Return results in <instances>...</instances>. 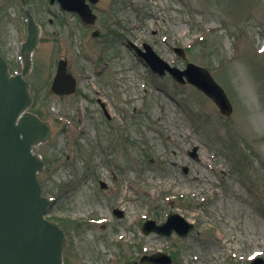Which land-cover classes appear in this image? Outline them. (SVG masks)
Here are the masks:
<instances>
[{
  "label": "rangeland",
  "instance_id": "1",
  "mask_svg": "<svg viewBox=\"0 0 264 264\" xmlns=\"http://www.w3.org/2000/svg\"><path fill=\"white\" fill-rule=\"evenodd\" d=\"M26 4L41 26L27 78L33 110L54 130L36 148L46 163L38 176L41 193L57 200L47 217L67 231V264L113 257L119 261L112 264H129L166 242L180 250L178 264H249L252 255L264 256V0H94L85 19L55 1ZM22 5L0 0V50L12 70L20 68L26 37ZM126 38L151 43L177 66L210 68L234 104L232 115L196 87L151 73ZM173 46L185 48L186 58ZM62 57L78 79L72 95L51 91ZM99 97L108 100L113 121ZM194 144L201 162L185 154ZM183 164L200 179L183 175ZM205 174L213 184L202 183ZM247 178L254 194L239 183ZM202 186L213 190L210 200L196 195ZM115 206L124 208L123 219L112 215ZM91 210L109 220L85 224ZM174 210L198 222L185 239L147 236L135 224V236H124L130 221L159 222Z\"/></svg>",
  "mask_w": 264,
  "mask_h": 264
},
{
  "label": "water",
  "instance_id": "2",
  "mask_svg": "<svg viewBox=\"0 0 264 264\" xmlns=\"http://www.w3.org/2000/svg\"><path fill=\"white\" fill-rule=\"evenodd\" d=\"M79 1L62 0L69 9L80 8L76 7ZM27 12L28 39L21 47L23 73L11 77L0 56V264H62L65 235L56 223L44 219L50 201L41 197L37 183V171L44 169V162L32 151L33 145L51 137L52 130L48 122L25 110L32 96L23 75L31 69V54L39 40V27ZM151 54L160 61L153 52ZM148 60L153 64L150 58ZM164 67L167 65L162 69ZM171 72L178 79L181 77L182 72L176 69ZM65 76L64 68L60 67L56 83ZM192 79L217 100L227 101L223 92L221 94L202 73H192ZM157 256L141 261L166 262Z\"/></svg>",
  "mask_w": 264,
  "mask_h": 264
}]
</instances>
